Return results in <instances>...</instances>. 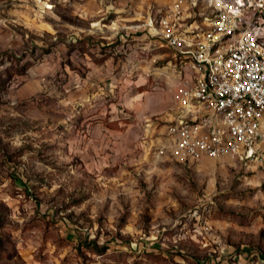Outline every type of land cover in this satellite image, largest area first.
<instances>
[{"label": "rangeland", "instance_id": "obj_1", "mask_svg": "<svg viewBox=\"0 0 264 264\" xmlns=\"http://www.w3.org/2000/svg\"><path fill=\"white\" fill-rule=\"evenodd\" d=\"M176 1L0 0V264H264V169L170 144Z\"/></svg>", "mask_w": 264, "mask_h": 264}, {"label": "built area", "instance_id": "obj_2", "mask_svg": "<svg viewBox=\"0 0 264 264\" xmlns=\"http://www.w3.org/2000/svg\"><path fill=\"white\" fill-rule=\"evenodd\" d=\"M183 1L158 26L173 55V152L184 161L230 156L264 169V0H206L205 27L185 26Z\"/></svg>", "mask_w": 264, "mask_h": 264}, {"label": "crops", "instance_id": "obj_3", "mask_svg": "<svg viewBox=\"0 0 264 264\" xmlns=\"http://www.w3.org/2000/svg\"><path fill=\"white\" fill-rule=\"evenodd\" d=\"M173 91H175L174 90V88H173ZM173 91H172V94H171V100L172 99H174V102H175V106H176V113L174 114V117H173V120L175 119V117L177 116V114H178V112H179V110H178V101H177V95H176V91L173 93ZM167 133H168V130H167ZM168 141V140H167ZM264 172V171H263Z\"/></svg>", "mask_w": 264, "mask_h": 264}]
</instances>
